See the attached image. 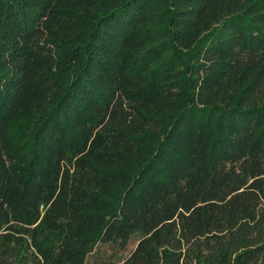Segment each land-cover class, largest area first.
Returning <instances> with one entry per match:
<instances>
[{
	"label": "trees",
	"instance_id": "obj_1",
	"mask_svg": "<svg viewBox=\"0 0 264 264\" xmlns=\"http://www.w3.org/2000/svg\"><path fill=\"white\" fill-rule=\"evenodd\" d=\"M0 264H264V0H0Z\"/></svg>",
	"mask_w": 264,
	"mask_h": 264
}]
</instances>
